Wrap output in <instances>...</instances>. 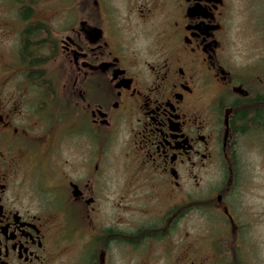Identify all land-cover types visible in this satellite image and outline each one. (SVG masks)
I'll return each mask as SVG.
<instances>
[{"label": "flooded vegetation", "instance_id": "1", "mask_svg": "<svg viewBox=\"0 0 264 264\" xmlns=\"http://www.w3.org/2000/svg\"><path fill=\"white\" fill-rule=\"evenodd\" d=\"M58 6L0 43V264H261L233 195L264 48L236 54L235 0Z\"/></svg>", "mask_w": 264, "mask_h": 264}, {"label": "rangeland", "instance_id": "2", "mask_svg": "<svg viewBox=\"0 0 264 264\" xmlns=\"http://www.w3.org/2000/svg\"><path fill=\"white\" fill-rule=\"evenodd\" d=\"M38 7L36 19L43 21L51 15V8L58 5L68 6L71 0H27ZM249 2V0H248ZM235 0V13L233 23L234 46L237 55L243 57H257L264 48V21L260 0ZM17 0H0V43L9 36H18L19 22L25 21ZM14 25V26H13ZM10 28V29H9ZM2 47V44H0ZM264 52V51H263ZM264 127V126H263ZM247 132L239 138L237 155V174L235 180L237 187L233 195L235 207L242 213L249 224V234L254 244L262 249L261 264H264V128L261 134L252 135ZM206 181H218L220 175L210 172ZM187 229H200L207 233L208 227L203 220H187ZM194 234V231L191 232ZM204 235V234H203ZM202 244H211L210 237L202 236ZM258 254L259 247H252ZM257 259V257H256Z\"/></svg>", "mask_w": 264, "mask_h": 264}, {"label": "trees", "instance_id": "3", "mask_svg": "<svg viewBox=\"0 0 264 264\" xmlns=\"http://www.w3.org/2000/svg\"><path fill=\"white\" fill-rule=\"evenodd\" d=\"M17 1H19L22 5L24 4L26 6L32 3L31 1H27V0H17ZM29 16H30V11L28 9L24 8L23 17L28 18Z\"/></svg>", "mask_w": 264, "mask_h": 264}]
</instances>
